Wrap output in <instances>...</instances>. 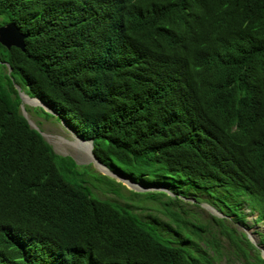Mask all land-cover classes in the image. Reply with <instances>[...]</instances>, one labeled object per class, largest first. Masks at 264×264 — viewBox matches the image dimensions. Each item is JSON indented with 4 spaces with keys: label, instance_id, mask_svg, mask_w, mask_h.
Returning <instances> with one entry per match:
<instances>
[{
    "label": "trees",
    "instance_id": "16d2710c",
    "mask_svg": "<svg viewBox=\"0 0 264 264\" xmlns=\"http://www.w3.org/2000/svg\"><path fill=\"white\" fill-rule=\"evenodd\" d=\"M8 23L25 49L0 44V264H264V233L226 222L246 223L240 194L264 220V0H0ZM21 92L164 191L56 154ZM203 196L225 218L184 206Z\"/></svg>",
    "mask_w": 264,
    "mask_h": 264
},
{
    "label": "rangeland",
    "instance_id": "374dc122",
    "mask_svg": "<svg viewBox=\"0 0 264 264\" xmlns=\"http://www.w3.org/2000/svg\"><path fill=\"white\" fill-rule=\"evenodd\" d=\"M20 96L22 97V103L20 107L21 113H23L26 118L28 119L30 125L32 128H36L41 132L44 136V140H46L49 145L52 147L54 152L58 155L62 156H69L73 158L78 164V166L82 167L83 169L87 170L88 176L94 177L97 176L95 173L102 174V172L98 171V169L93 165L92 161L89 160L87 156H85L84 153H81L79 148H75L71 143L74 142V134L65 126L64 121H60L55 117L50 116L49 112L45 110L43 107L39 106V103L36 99H30L27 96H25L22 92L20 93ZM76 137V136H75ZM75 148V149H74ZM84 152V150L82 151ZM88 158V159H87ZM84 159V160H83ZM80 170V169H79ZM106 176V175H104ZM108 176V175H107ZM109 177V176H108ZM111 178V176L109 177ZM122 177L115 178L112 177L111 179H115L116 183L120 185V181L123 182ZM120 180V181H119ZM113 183V182H112ZM103 184V183H102ZM109 185L108 183H104L103 185L107 188H112L115 191H118V185ZM127 185V183H125ZM128 190H133L129 186L124 185V182L121 184ZM134 191V190H133ZM154 191V190H150ZM161 191V190H156ZM121 193L127 195L126 190L124 188H121ZM138 192V191H135ZM144 192V191H139ZM97 196L100 199L103 200H109L111 202H120L124 203L122 199L119 197L113 195L111 192H97ZM203 203L199 204L198 207L191 205L195 203V200L192 201H184V206L191 209L194 214L197 215V217L205 221H211L212 217H222V214L214 209H208L205 199H207L206 196L200 197ZM208 200V199H207ZM130 204H135L133 202H128ZM188 203H191L190 205ZM143 205H146L147 208L152 207L153 202H144ZM134 207V206H133ZM134 211L137 212L138 215L145 216V210L141 211L139 208H133ZM151 213V212H148ZM162 218V217H161ZM256 230V227H253V230L250 233H246L253 244L258 245L259 241H257V235L253 234V231ZM259 248L262 250V247L259 246ZM263 252V251H262ZM224 261H221V264H223Z\"/></svg>",
    "mask_w": 264,
    "mask_h": 264
},
{
    "label": "water",
    "instance_id": "95a60500",
    "mask_svg": "<svg viewBox=\"0 0 264 264\" xmlns=\"http://www.w3.org/2000/svg\"><path fill=\"white\" fill-rule=\"evenodd\" d=\"M24 39H25V35L22 34L18 27L14 24V23H8L5 26L0 27V44L5 47L6 49H10L11 47H15L18 48L20 50H24L25 49V43H24ZM21 97V96H20ZM22 99V97H21ZM30 99H35V98H30ZM37 101H39L38 99H36ZM39 106L43 107L45 110L49 111L46 107V105L44 103H42L41 101H39ZM21 107V106H20ZM23 117L27 120L29 127H31L28 119L26 118V116L22 113ZM32 128V127H31ZM35 130H37L36 128H33ZM39 131V130H37ZM73 133V132H72ZM42 138L44 139L43 134L40 132ZM78 139H80L82 142L85 143H89L90 144V153L92 155V163L95 166V163H97L98 165L104 167L108 172H111L106 166H104L100 161L97 160V158L93 155L92 153V149H93V145L90 141H85L82 138H79L77 135H75ZM46 141V140H45ZM47 142V141H46ZM48 143V142H47ZM49 144V143H48ZM77 163V162H76ZM112 174H108V173H103L104 175H109L111 177H115L118 176L117 174L111 172ZM124 181L127 180L129 182V187L132 188L134 191H146V190H162L161 188H157V187H150V188H144L141 185L134 183L132 181H130L127 178H122ZM164 191V190H163Z\"/></svg>",
    "mask_w": 264,
    "mask_h": 264
},
{
    "label": "clouds",
    "instance_id": "9594fccd",
    "mask_svg": "<svg viewBox=\"0 0 264 264\" xmlns=\"http://www.w3.org/2000/svg\"><path fill=\"white\" fill-rule=\"evenodd\" d=\"M25 96H27V95H25ZM27 97L30 98L29 96H27ZM181 106H182L183 110H187V111L191 108V104L189 102H183V101H181ZM71 132H73V131H71ZM73 134L76 135L74 132H73ZM120 183L122 184L123 182L120 181ZM161 189H162L161 191L164 190L163 188H161ZM146 191H150V190H146ZM235 198L238 199L240 203L244 202L243 204H241V207H242V210H243V212L245 214V222L246 223L245 224H241V223H234L233 224L231 222L226 221L227 222V225L228 226H231L236 231L237 234L244 233L245 236L252 243L250 237L246 233H250L253 230V227L254 226L256 227V230L253 231V234L254 235H257L256 231H259L261 233H264V220H258L260 218V211L258 209H256V208H252L251 206H249L247 204V202L243 200V197H242L241 194L239 196H236ZM186 200L189 201V202L192 201V199H186ZM200 200H202V199H200ZM205 201H206V204H207V208L208 209H210V210L211 209H214V210L218 211L217 209H215V207L211 206V204L207 202V199H205ZM201 203H203V202L201 201ZM218 212H220L222 214V217H219V218H225L223 212H221V211H218ZM256 239H257V241H259L260 240V237L258 236ZM253 245H255V244H253ZM255 246H258V245H255ZM261 251H263L261 253H262V256L264 257V250L262 249Z\"/></svg>",
    "mask_w": 264,
    "mask_h": 264
},
{
    "label": "bare ground",
    "instance_id": "6f19581e",
    "mask_svg": "<svg viewBox=\"0 0 264 264\" xmlns=\"http://www.w3.org/2000/svg\"><path fill=\"white\" fill-rule=\"evenodd\" d=\"M38 103H39V101H38ZM39 104H41V103H39ZM74 142L73 143H71L75 148H79L80 149V151H81V153H84L85 154V156H87L88 158H89V160H93V158H92V155H91V153H90V144L89 143H85V142H82L80 139H78L77 137H75V135H74ZM74 148V149H75ZM84 150V152H82ZM87 158V159H88ZM84 160V159H83ZM94 161V160H93ZM95 167L98 169V171H100V172H102V173H110V174H112L111 172H108L104 167H102V166H100V165H98L97 163H95ZM113 175V174H112ZM120 177V176H119ZM118 176H115V178L117 179V178H119ZM122 179V178H121ZM123 182H124V185H126L125 183H127V185L126 186H129V182L127 181V180H123Z\"/></svg>",
    "mask_w": 264,
    "mask_h": 264
}]
</instances>
